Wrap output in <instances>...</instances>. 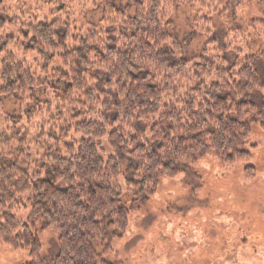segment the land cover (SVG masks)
Wrapping results in <instances>:
<instances>
[{"label":"trees","instance_id":"16d2710c","mask_svg":"<svg viewBox=\"0 0 264 264\" xmlns=\"http://www.w3.org/2000/svg\"><path fill=\"white\" fill-rule=\"evenodd\" d=\"M9 1L0 100L19 113L0 111V243L27 250L26 264H110L161 180L211 154L222 167L250 158L252 127L264 131V42L250 51L247 30L264 31V15L240 14L250 4L264 13V0H83L96 23L76 15L75 0H35L22 17ZM180 10L204 41L191 58L171 34ZM25 194L20 223L12 211ZM49 231L57 252L44 259L37 235Z\"/></svg>","mask_w":264,"mask_h":264},{"label":"rangeland","instance_id":"374dc122","mask_svg":"<svg viewBox=\"0 0 264 264\" xmlns=\"http://www.w3.org/2000/svg\"><path fill=\"white\" fill-rule=\"evenodd\" d=\"M34 2L10 0L7 6L22 17L34 8ZM91 6L92 1L75 0L73 9L76 15L86 9V20L96 23L99 13ZM45 10L50 14L52 8ZM240 15L253 21L264 13L261 7L250 4ZM213 23L216 27L222 25L218 19ZM174 25L171 34L180 40L182 53L191 58L200 52L204 41L190 34L187 10L177 13ZM5 35L16 37L18 28H7ZM247 35L250 51L262 46L264 31L260 27L256 32L247 30ZM17 58L32 64L28 57ZM36 94L43 98L41 92ZM0 103L1 112L16 118L18 106L12 100L1 99ZM244 150L250 158L232 167H222L211 154L199 158L188 173L161 180L155 196L130 215L126 235L112 244L116 254L106 260L110 264H264V131L253 126ZM246 167L254 169L253 179L244 177ZM27 195L21 196L23 205L12 211L20 223H26L29 216ZM37 237L42 258L57 252L53 231L39 232ZM27 262V250L0 243V264Z\"/></svg>","mask_w":264,"mask_h":264}]
</instances>
